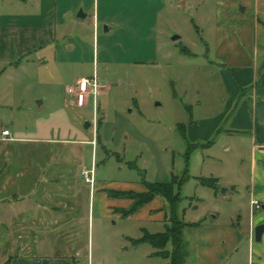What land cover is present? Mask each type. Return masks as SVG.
Instances as JSON below:
<instances>
[{
    "label": "rangeland",
    "instance_id": "rangeland-1",
    "mask_svg": "<svg viewBox=\"0 0 264 264\" xmlns=\"http://www.w3.org/2000/svg\"><path fill=\"white\" fill-rule=\"evenodd\" d=\"M92 13L93 6L88 14ZM174 18L173 24L160 29L142 23L112 25L116 28L105 31L109 24L102 21L97 28L92 24L77 30L69 27L56 48L58 60L48 48L45 63L37 56H0V199L10 193L5 189L9 180L36 188L45 183V191L30 190L29 197L38 199L44 193L42 204L50 205L54 199L62 203L61 223L42 227L41 252L36 254L62 255L70 264L147 263L149 244L137 245L127 236L122 243L118 240L122 234L139 236V222L123 216L95 219L92 235L90 184L81 171L93 166L97 181L122 189L173 183L181 192L178 215L184 221L249 227L262 210L251 205L255 160L251 133L216 129L207 138L202 133L196 141L213 143L187 153L179 124L217 115L227 94L221 66L202 53L203 36L193 15ZM174 35L180 38L173 40ZM66 41L78 43L80 61L74 62ZM94 74L99 79L97 108L93 96L79 107L69 89L78 79ZM86 122L91 123L89 128ZM6 128L12 138L1 137ZM77 198L86 204V215L81 204L77 208ZM76 215L79 219L74 221ZM144 226L164 230L160 222ZM6 228V223L0 224V252ZM21 230L22 225L15 223L9 234L14 232L21 240ZM56 237L61 242L54 247ZM252 239L255 243V230ZM244 244L241 255L247 259L248 240ZM76 246L81 253L76 254ZM70 249L72 253L66 254ZM9 254L0 255V264Z\"/></svg>",
    "mask_w": 264,
    "mask_h": 264
},
{
    "label": "crops",
    "instance_id": "crops-1",
    "mask_svg": "<svg viewBox=\"0 0 264 264\" xmlns=\"http://www.w3.org/2000/svg\"><path fill=\"white\" fill-rule=\"evenodd\" d=\"M91 1L1 0L0 8L3 11L0 13V56L11 58L37 56L42 63H45L49 61L47 55L49 49H52L54 59L58 60L60 53L56 48L66 38V30L69 27L77 30L92 24L97 28L102 21L110 25V30L115 27L112 25L123 28L126 24L132 26L142 23L160 29L169 22L173 24L176 14L182 16L192 14L193 22L203 36L201 47L203 55L210 62L219 63L221 66L220 73L225 82L227 96L217 115L197 121L190 119L188 125L185 124L186 135L188 139L193 140L191 142L202 144L208 141L201 142L196 139L202 137V133H204L203 138H207L216 129L217 132L225 129L231 133H251L255 159L250 192L251 205L252 199L257 198L263 208L255 215L249 227H243L239 223L208 224L185 221L188 224L183 226L180 235L182 264H246L244 261L247 264H264V233L260 241L256 240L253 243L252 239L255 227L264 223V0ZM92 6L93 13L88 14ZM100 10H102L101 14ZM77 11L78 14L84 13L85 17H79ZM16 31L20 33L17 34ZM65 46L75 57L74 62L81 60L82 51L78 43L66 41ZM183 49L193 53L188 47ZM219 125L224 127L228 125V128L223 126L220 128ZM13 184L8 180L5 189H10V193L0 199V224L6 223V231L8 230L5 233V242H2L4 250L0 252L1 257L4 258L6 253H10L8 257V259L11 257L10 264H70L62 255L52 257L35 253L41 252L42 246L38 238L42 233L40 232L42 227L61 223L63 216L61 201L56 204L54 199V203L50 205L47 202L42 204L44 200L41 201L40 198L41 195L43 199L45 198L44 193H40L38 199L29 197L30 190L45 191V183L38 185L37 188L32 183ZM120 187L103 184L97 180L94 186L90 185L88 215L92 223V235H94L95 219L118 216L139 222L142 232L139 236L122 234L118 239L122 240L120 243L126 241V236L133 240L141 238L145 233L166 230L170 221L167 202L163 196H154L151 201L125 216L123 211L130 207L133 200L111 197L107 192L108 189L134 190ZM146 190L147 187H143L135 191ZM79 199H75L77 208L80 204L83 206ZM85 206L83 211L86 215ZM72 217L74 221L79 219L77 215ZM146 222L163 223L164 230L151 231L144 226ZM15 223L22 225L18 235L21 240L15 238L14 232L9 234L10 228ZM53 240L55 241L51 244L54 247L61 242V239L57 242V237ZM247 240L249 247L246 259L241 255V251ZM114 243L115 239H110L112 247ZM169 243L171 247L167 245V249L171 250L173 245L171 241ZM135 244L150 245L145 254L146 264H170L169 258L153 254L157 249L152 244L147 242ZM72 251L66 254H71ZM75 251L79 254L81 248L76 246ZM33 254L36 255L32 258Z\"/></svg>",
    "mask_w": 264,
    "mask_h": 264
},
{
    "label": "trees",
    "instance_id": "trees-1",
    "mask_svg": "<svg viewBox=\"0 0 264 264\" xmlns=\"http://www.w3.org/2000/svg\"><path fill=\"white\" fill-rule=\"evenodd\" d=\"M245 90V89H243ZM180 134L187 142V153L194 151L195 149L207 145H211L214 140H210L207 143H193L186 135V125L179 124ZM188 175L187 168L184 173V177ZM147 190L143 192H138L135 190H117L108 189V195L111 197L129 198L133 202L128 209L123 211L125 216H128L135 212L140 206L151 201L154 196L161 195L166 199L168 217L170 225L167 226L166 230L157 233H145L141 238L133 239L134 243L148 242L152 244L157 251L153 253L154 255H160L162 257L169 258L170 264H182V255L180 248L181 241V230L185 222L179 215L180 214V200L181 192L176 191L173 187V183H149L146 184ZM172 242L173 248L171 250L167 249L169 242ZM11 257L5 262V264H10Z\"/></svg>",
    "mask_w": 264,
    "mask_h": 264
},
{
    "label": "built area",
    "instance_id": "built-area-1",
    "mask_svg": "<svg viewBox=\"0 0 264 264\" xmlns=\"http://www.w3.org/2000/svg\"><path fill=\"white\" fill-rule=\"evenodd\" d=\"M99 79L96 74L91 77H82L78 79L74 85L69 89L75 96V102L79 107H85L93 96L95 109L97 108V95H98ZM2 137L4 139L12 138V132L6 128L2 130ZM86 182L91 186L96 183L95 168H84L81 171ZM252 206L255 208H261L262 204L257 198L252 199Z\"/></svg>",
    "mask_w": 264,
    "mask_h": 264
},
{
    "label": "water",
    "instance_id": "water-1",
    "mask_svg": "<svg viewBox=\"0 0 264 264\" xmlns=\"http://www.w3.org/2000/svg\"><path fill=\"white\" fill-rule=\"evenodd\" d=\"M78 15L81 18H84L85 17V14L84 13H81V12ZM109 30H110V25H105V31H109ZM179 38H180L179 35H174L172 39L173 40H176V39H179ZM90 124H91L90 122H86L85 123V127L86 128H89L90 127ZM263 233H264V223H261V224H259V225H257L255 227V239L257 241H260L262 239Z\"/></svg>",
    "mask_w": 264,
    "mask_h": 264
}]
</instances>
